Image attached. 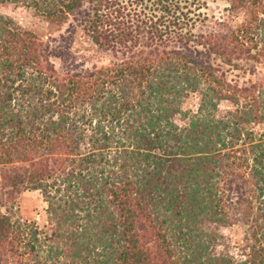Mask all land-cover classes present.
Segmentation results:
<instances>
[{
	"label": "trees",
	"instance_id": "1",
	"mask_svg": "<svg viewBox=\"0 0 264 264\" xmlns=\"http://www.w3.org/2000/svg\"><path fill=\"white\" fill-rule=\"evenodd\" d=\"M223 1L0 0L113 58L64 71L0 15V189L38 192L50 226L0 214V264H264V90L214 65L264 64V0Z\"/></svg>",
	"mask_w": 264,
	"mask_h": 264
},
{
	"label": "rangeland",
	"instance_id": "2",
	"mask_svg": "<svg viewBox=\"0 0 264 264\" xmlns=\"http://www.w3.org/2000/svg\"><path fill=\"white\" fill-rule=\"evenodd\" d=\"M210 12L203 11L208 16H224L226 4L223 0H206ZM0 15L7 16L20 28L32 32L41 42L42 47L48 52V57L55 67L63 66L64 71L73 73H85L99 66L106 65L113 58L108 52H100L89 45L82 37L80 32L74 28L71 18L67 23L59 28L48 25L40 17L19 5L0 6ZM236 22L240 21L242 15H236ZM236 67H227L220 64L218 60L214 65H219L227 80L236 83L238 86L243 84H254L260 90H264V64L252 61H237ZM197 95H190L183 101L182 109L194 110L197 103ZM264 98V97H263ZM226 109L225 103L218 105V113L222 114ZM254 132H261L260 126L253 127ZM11 195L7 187L0 189V214L8 213L15 217H21L32 220L36 227L42 232L48 233L50 226L46 222L44 213V204L38 192L20 191L16 195ZM10 198H12L10 200ZM9 199V201H8ZM214 230L215 228H207ZM217 233L222 236V241L217 247L219 251H226L229 254L237 256V250L242 239L241 231L243 228L231 226L230 228H216Z\"/></svg>",
	"mask_w": 264,
	"mask_h": 264
}]
</instances>
